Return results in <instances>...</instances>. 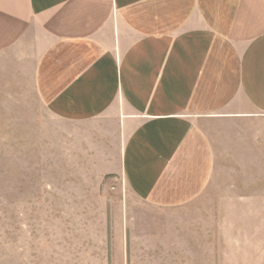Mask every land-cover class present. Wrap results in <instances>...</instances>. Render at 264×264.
<instances>
[{
	"label": "crops",
	"instance_id": "crops-1",
	"mask_svg": "<svg viewBox=\"0 0 264 264\" xmlns=\"http://www.w3.org/2000/svg\"><path fill=\"white\" fill-rule=\"evenodd\" d=\"M0 86L55 260L264 264V0H0Z\"/></svg>",
	"mask_w": 264,
	"mask_h": 264
},
{
	"label": "rangeland",
	"instance_id": "rangeland-1",
	"mask_svg": "<svg viewBox=\"0 0 264 264\" xmlns=\"http://www.w3.org/2000/svg\"><path fill=\"white\" fill-rule=\"evenodd\" d=\"M4 88L5 93L0 91V264H89V260L70 262L77 254L59 253L54 259L60 247L54 244L53 206L43 205L38 214L27 206L23 212L22 174L33 170L37 152L32 146L45 119L37 106L32 108L17 99L21 94L11 95ZM93 261L101 262L97 257Z\"/></svg>",
	"mask_w": 264,
	"mask_h": 264
}]
</instances>
